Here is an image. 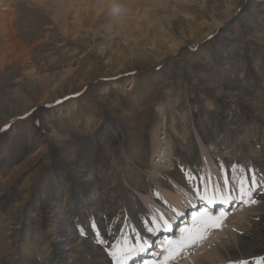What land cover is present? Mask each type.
I'll return each mask as SVG.
<instances>
[{
	"label": "bare ground",
	"instance_id": "obj_1",
	"mask_svg": "<svg viewBox=\"0 0 264 264\" xmlns=\"http://www.w3.org/2000/svg\"><path fill=\"white\" fill-rule=\"evenodd\" d=\"M252 20H247V24L258 32L257 40L261 46L259 49L264 52V27L260 22ZM151 22L148 20L147 26H151ZM14 23L12 17L4 25H0V35L11 32L10 26ZM250 27L247 28L250 30ZM16 43L21 47L20 51L25 50L22 44ZM245 48L239 50L237 47L239 57L232 53L227 62L218 63L217 71H213L214 75L211 76L215 77L214 84L204 88L207 91L206 98L217 104L214 112L207 111L206 103L194 108L192 104H184V101L178 100L181 105L167 106L171 107L165 119L167 127L165 123L164 131L161 132L158 121L153 127L155 147L152 158L155 162L152 161L150 170L146 168V159L150 152L142 144L148 133L146 129L151 123L150 113L147 114V111H150L154 101L153 98L149 100L153 88L143 83L147 81L145 78L129 81L132 86H129L131 92L128 95L136 103L133 108H139L138 112H143L139 117L133 115L135 113L132 114L134 117L116 114L117 123L103 122L93 136L80 133L73 137L74 139L62 137L55 147L52 144L45 152L32 157L30 155L35 144L48 142L44 129L47 127L54 131L58 128L52 123L51 126L48 125L45 119L47 117L42 116L33 136L21 145L18 152L10 156V146L1 147L0 158L3 159L0 162L4 166L13 161H23L0 186V264H114L109 255L113 245L126 242L128 246L138 247L139 242L143 240L138 238V231L145 232L146 237L152 236L147 231V227L151 226L148 223L152 219L160 223L161 215L168 221L173 219L160 209L157 211L158 216L152 213L148 209L150 205H146L148 201L141 200L136 192L142 197L151 196L156 203H161L165 211L174 207L184 210L191 205L196 200V193H200V185L204 183L200 182L202 170L205 168L209 171V164L201 162L191 136L186 143L176 139L168 140L172 139L171 130L175 126L173 116L176 112L185 123L194 122L195 129L202 132L204 142L206 140L210 143L208 147L216 145L219 148V151L215 154L213 151L212 155L220 166L234 162L244 176H255L257 181V186L252 192V199L256 198L257 202L250 207L254 213L250 212L241 217V212H235L232 216L234 221L231 222V217L226 219V225L231 226L229 231H218L217 238L205 242L201 248H197V243L185 248L184 250L188 251L185 264H239L240 261L257 264L259 259L264 258V166L260 164V174L254 175L252 166L248 165L249 160L244 157L245 154L252 155L257 160L264 157V150L259 152V157L251 150V135L256 137L261 132L264 138V105L259 104V101L264 100V85L257 91L258 84L255 80L260 76L259 80L264 84V76L261 71L250 68L249 62L254 64L257 56L250 55ZM224 53L227 54L225 51ZM203 71L207 74L209 72ZM184 77L187 81H197L195 74H186ZM234 77L237 79L234 80ZM56 78L54 73L52 77L39 76L33 81H25L9 95L5 90L0 91V125L16 114L38 107L44 99H62L72 94L74 86L68 84L70 88L67 86L47 95L45 92L48 86L54 84ZM259 95L262 99L257 98ZM76 102L77 100L71 101L72 105L66 107L65 103H59L53 111L57 114L63 112L75 115L83 122L89 113L87 109L91 106L84 109L77 106ZM239 104L248 105V108L242 110L238 107ZM227 115H230L229 119ZM256 129L258 132L254 131ZM57 136L59 138L60 134L56 132V138ZM80 143L85 145L81 146ZM158 167H163L162 170L166 171L180 188L168 183ZM57 172L62 177H56ZM156 176L158 178H155ZM251 180H247L249 186ZM124 183L130 184L129 188L125 187ZM205 185L206 190L202 194L216 195L213 182L206 181ZM184 189L188 190V194H184ZM238 197L235 201L242 202ZM148 211L151 213L148 214ZM186 227L189 225L181 227L179 237L181 230ZM233 227L244 229L248 234L239 235ZM76 230H83L85 239L82 238L83 235H80L79 239H73ZM98 235L99 239L104 241L101 247L95 244ZM171 239L172 237L166 238L162 245ZM202 241L204 239L199 242ZM162 245L154 254L162 252ZM138 253L143 254L144 251ZM185 254L183 250L180 251V257ZM162 258L163 255L161 260ZM175 262L172 264H180ZM144 264L153 263L145 261Z\"/></svg>",
	"mask_w": 264,
	"mask_h": 264
},
{
	"label": "rangeland",
	"instance_id": "obj_2",
	"mask_svg": "<svg viewBox=\"0 0 264 264\" xmlns=\"http://www.w3.org/2000/svg\"><path fill=\"white\" fill-rule=\"evenodd\" d=\"M263 3L264 0H0V25H4L12 17L15 20L10 26L11 32L1 31L0 35V91L5 90L9 95L25 81H33L39 76L52 77L54 73L57 78L51 87L48 86L49 91L45 92L47 95L60 91L68 84L74 86V91L69 96L62 99H44L31 111L16 114L5 120L0 125V149L10 146V156L18 152L21 145L33 136L42 116L47 117L45 119L48 125L51 126L52 123L58 128L54 131L47 127L44 129L48 142L35 144L30 155L32 157L45 152L52 144L54 146L59 143L58 140H62V137L75 138L80 133L93 136L103 122H116V114L139 117L143 112H138L139 108H133L136 103L128 95L131 92L129 86H132L129 81L145 78L147 81L143 83L153 88L149 100L153 98L154 101L150 111H147V114L150 113L151 123L146 129L148 133L142 144L150 152L146 159V168L150 170L154 161L153 127L156 121L158 128L163 132L165 123L167 127L165 119L169 114L168 109H171L167 106H177L180 103L178 100L184 101V104L188 102L194 108L206 103L207 111L214 112L217 104L206 98L207 91L204 88L214 84L215 77L211 76L214 75L213 71H217L218 63L227 62L232 53L239 57L237 47L239 50L246 47L244 50L250 55L257 56V61L254 64L249 62V66L261 71L264 76V52L259 49V34L247 24V20L253 19L252 22H260L264 27ZM148 20L152 21L151 26H147ZM247 27H250V30ZM197 38L200 40L196 43ZM16 42L22 44L25 50L20 51L21 47ZM203 70H208V74ZM186 74H195L197 81H187L184 77ZM259 77L255 78L257 91L264 85ZM236 79L234 77V80ZM257 98L262 99L260 95ZM74 100H77V106L84 109L91 106L87 109L89 113L83 122L75 115L54 113L53 110L59 103H65L66 107L72 105L70 103ZM263 102L264 100L259 101V104L264 105ZM238 107L245 110L248 105L239 104ZM229 116L227 115V119ZM173 124L175 126L171 130L172 139L168 140L176 139L186 143L191 136L201 162L211 166V179L216 176L223 177L227 172L230 177H237L238 169L235 163L227 169L218 167L212 152L217 153L219 148L216 145L208 147L210 143L206 140L204 142L202 132L195 129L193 121L190 124L185 123L176 112ZM55 131L60 134L59 138H56ZM254 131L258 132V129ZM251 137L252 153L259 157V152L264 150L263 133L259 132L256 137ZM83 145L85 144H81ZM244 157L249 160V166L252 162L259 171L260 164L264 166V157L259 160L252 155L245 154ZM22 161L23 159L13 161L7 166L0 162V186ZM158 169L168 183L180 188L176 181L171 180L166 171L162 170L163 167ZM241 175L244 176V173ZM57 176L62 177L58 172ZM252 177L249 176V179ZM202 179L205 181L204 177ZM124 186L129 188L130 184L124 183ZM184 194H188V190L184 189ZM136 195L141 200L146 199V205H150L148 209L157 215L160 203H156L149 195L142 197L137 192ZM252 205L246 206L245 209L237 207L239 209L234 210L229 218L232 219L235 212H241V217L250 212L254 213L250 208ZM226 221L218 231L231 228L226 225ZM233 228L239 235L248 234L244 229ZM218 231L197 243V248L203 247L210 239H216ZM74 234L73 239H79L80 235L85 239L80 230H76ZM95 244L103 246L98 242ZM185 253L179 261L177 260L180 264H185L188 259V253Z\"/></svg>",
	"mask_w": 264,
	"mask_h": 264
},
{
	"label": "snow or ice",
	"instance_id": "obj_3",
	"mask_svg": "<svg viewBox=\"0 0 264 264\" xmlns=\"http://www.w3.org/2000/svg\"><path fill=\"white\" fill-rule=\"evenodd\" d=\"M225 184H228V179H225ZM257 186V181L255 177H252L251 185L249 186L247 178L243 175L237 181V188L239 190V197L241 201L248 204H255L257 201L252 199V192ZM216 192H219V188H216ZM201 201H205L207 205H213L219 201L220 203H229L233 197L231 195L217 197L215 194L208 196L207 193L200 194L196 193ZM175 211V210H174ZM177 215L181 213L177 212ZM225 212L221 211L219 214H213L208 210L207 207L200 210L197 214L193 216V224L190 227H186L181 230V236L175 240H167L164 245H162V260L155 261L153 264H168V262L173 259L180 251L183 249L195 245L199 241L203 240L207 235L209 229L213 227H219L221 221L225 217ZM160 222L153 221L154 227L147 229L149 233L155 235L157 232L163 228L166 231H171V226L162 215L160 216ZM95 227V225H93ZM82 234H83V230ZM97 242L104 244L102 239L97 237ZM147 241L144 240L139 244V247L128 246L125 242L124 244L113 245L109 255L112 257L114 264H127V260L132 256L134 252H143L146 250ZM239 264H247L246 261H240ZM257 264H264V258L257 261Z\"/></svg>",
	"mask_w": 264,
	"mask_h": 264
}]
</instances>
